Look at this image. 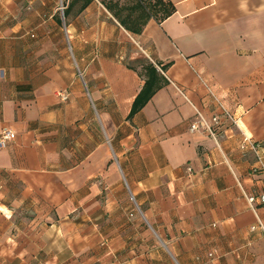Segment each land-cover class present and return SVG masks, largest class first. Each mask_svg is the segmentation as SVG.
I'll use <instances>...</instances> for the list:
<instances>
[{
    "label": "crops",
    "instance_id": "0c3cea01",
    "mask_svg": "<svg viewBox=\"0 0 264 264\" xmlns=\"http://www.w3.org/2000/svg\"><path fill=\"white\" fill-rule=\"evenodd\" d=\"M72 1L0 0V264H264V0Z\"/></svg>",
    "mask_w": 264,
    "mask_h": 264
},
{
    "label": "trees",
    "instance_id": "16d2710c",
    "mask_svg": "<svg viewBox=\"0 0 264 264\" xmlns=\"http://www.w3.org/2000/svg\"><path fill=\"white\" fill-rule=\"evenodd\" d=\"M78 1L82 2L79 8V11H82L93 0H73L64 10V17ZM99 1L113 18L132 35H140L144 25L151 17L159 23L174 13V7L166 0H131L129 5L120 4V0ZM143 69L145 82L133 103L131 114L139 111L163 85V80L153 65L146 64Z\"/></svg>",
    "mask_w": 264,
    "mask_h": 264
},
{
    "label": "built area",
    "instance_id": "2783aa9c",
    "mask_svg": "<svg viewBox=\"0 0 264 264\" xmlns=\"http://www.w3.org/2000/svg\"><path fill=\"white\" fill-rule=\"evenodd\" d=\"M60 10L62 11L63 8L61 7ZM60 98L64 101L66 100V96L65 95H59ZM219 107L222 109V111L224 112V115L230 120V122L234 125V126H237V121L218 103ZM200 118V122H203L202 118ZM212 122L214 124H217L218 123V118L217 117H214L212 118ZM198 121L194 122L191 126H190V131H195L198 129ZM205 125V124H204ZM206 129L208 130L209 132V135L211 136V138L213 140L216 139L215 137V133L208 127L206 126ZM14 139V134L10 131H4L2 132L1 136H0V148H4L6 146V143L13 140ZM240 149L242 151H246V150H249L251 151L252 153H254L257 157V163H258V170L262 173H264V164L262 162V158L259 156V149H260V146L256 143H254L251 138H248L246 136L243 137V140L240 144ZM247 201L249 203V205L251 207H253L255 204H258V205H261V206H264V193L263 194H260L259 196L257 197H248L247 198ZM255 228H252V230H254ZM211 256V255H210Z\"/></svg>",
    "mask_w": 264,
    "mask_h": 264
},
{
    "label": "rangeland",
    "instance_id": "374dc122",
    "mask_svg": "<svg viewBox=\"0 0 264 264\" xmlns=\"http://www.w3.org/2000/svg\"><path fill=\"white\" fill-rule=\"evenodd\" d=\"M54 1V0H53ZM65 0H55V2L57 3V11L60 10L61 6H63V2ZM64 32H65V29H64Z\"/></svg>",
    "mask_w": 264,
    "mask_h": 264
}]
</instances>
